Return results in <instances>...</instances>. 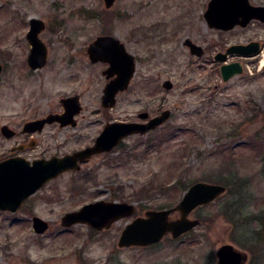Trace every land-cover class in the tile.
<instances>
[{
    "label": "rangeland",
    "instance_id": "374dc122",
    "mask_svg": "<svg viewBox=\"0 0 264 264\" xmlns=\"http://www.w3.org/2000/svg\"><path fill=\"white\" fill-rule=\"evenodd\" d=\"M209 1L116 0L106 9L102 0H0V55L13 53L10 67L15 72L5 73L8 81L0 83V122L31 100L44 115L62 111L61 97L74 92L83 94L89 110L100 107L107 79L103 65L90 62L87 48L104 32L112 30L136 57L130 86L117 97L116 106L105 115L84 112L81 127L67 141L63 134L56 140L45 136L46 156L92 143L105 120L172 113L157 129L128 136L111 152L76 173L49 181L34 194L27 204L49 221L44 234H36L30 216L15 220V215H0V264H216L217 247L224 243L244 251L245 264H264V257L249 247L258 224L235 227L221 212L231 200L226 195L197 208L190 217L207 222L179 239L167 236L150 247L118 246L122 230L134 217L151 208L173 207L182 199L187 189L175 186L178 178L181 187L188 188L197 181L212 182L205 178L213 174L228 176L235 170L248 181L250 205L241 209L242 216L264 211V68L258 55H229L226 62L241 61L248 67L225 82L223 62L215 60L229 45L262 41L264 26L253 21L229 31L211 28L204 17ZM33 17L46 24L40 37L48 61L38 73L24 77L20 67L30 51L25 33ZM186 38L202 45L205 55H192L184 45ZM167 80L173 83L170 90L163 87ZM164 130L170 131L169 139L142 155L143 143ZM98 200L134 203L137 212L100 232L87 224L61 225L66 213Z\"/></svg>",
    "mask_w": 264,
    "mask_h": 264
},
{
    "label": "water",
    "instance_id": "95a60500",
    "mask_svg": "<svg viewBox=\"0 0 264 264\" xmlns=\"http://www.w3.org/2000/svg\"><path fill=\"white\" fill-rule=\"evenodd\" d=\"M103 2L109 9L116 0H103ZM207 5L204 13L207 26L217 30L229 31L237 26L244 28L252 20L264 22V6L253 5L250 0H210ZM29 24L27 39L31 49L27 61L32 69L42 68L48 60V48L39 33L46 25L42 19L36 17L31 18ZM184 44L192 55L202 57L205 53V49L191 39H186ZM260 49V43L257 41L249 44H235L228 47L225 53L218 52L215 60L225 61L230 54L253 56L259 53ZM87 53L92 62L109 63L104 74L110 80L103 90L102 106L109 108L115 106L117 93L128 89L136 71L134 54H131L123 41L114 35H99L91 41ZM243 71L244 66L240 61L224 62L221 66V75L225 82L235 75L242 74ZM163 87L170 90L173 83L167 80L163 83ZM61 105L64 112L48 114L39 121L41 127L47 122L55 121L60 122L62 126L67 125L74 118L73 116L82 110L78 97L61 98ZM139 117L147 121L107 123L97 136L94 145L72 155L54 156V158L35 162L33 166L18 163L16 165L11 162L1 163L0 209L15 212L24 200L44 187L48 181L55 180L68 170L79 169L80 163L87 162L94 154L111 152L128 136L148 134L162 126L171 117V111L164 110L151 118L148 112H142ZM226 191L225 184L194 182L175 206L163 209L151 208L143 216L134 217L122 230L118 246L121 249L150 247L160 243L166 236H171L173 239L182 237L201 223L199 218H191V214L198 207L215 203L217 199L225 195ZM136 212L137 207L134 203L98 200L87 203L76 211L66 213L61 219V225L69 228L77 224H87L100 232L123 218H131ZM174 214H178V217L173 218ZM32 227L36 234H44L48 231L50 223L35 215L32 219ZM216 256V264H245L248 259L247 254L232 243H224L217 247Z\"/></svg>",
    "mask_w": 264,
    "mask_h": 264
},
{
    "label": "flooded vegetation",
    "instance_id": "af4514ba",
    "mask_svg": "<svg viewBox=\"0 0 264 264\" xmlns=\"http://www.w3.org/2000/svg\"><path fill=\"white\" fill-rule=\"evenodd\" d=\"M208 4H209V2H208ZM253 5L264 6V3L253 4ZM253 21H254V23H257V24L264 26V22H261L258 20H253ZM29 23H30V21H29ZM237 27H239V26H237ZM45 28H46V26H45ZM241 28H243V27H241ZM29 29H30V24H29ZM28 31H27V33H28ZM27 33H25L26 39H27ZM101 35H113V33L112 32L111 33H102ZM186 39H191V38H186ZM185 40H184V42H185ZM27 41H28V39H27ZM251 42H253V41H250L248 43H239V44H249ZM257 42L260 43V46L263 49L264 48V37H263L262 41H257ZM232 45H235V44H232ZM230 46L231 45H229L228 47H230ZM228 47L225 49V51H219V52L225 53L227 51ZM30 49H31V46H30ZM205 53H206V50H205ZM205 53H204V55H205ZM12 55H13V53H11V52L3 53L2 55H0V65H1L0 83L3 80L8 81V79L4 78L5 73L10 74L12 71L13 73H11V74H15V72L13 71V68L10 67L11 64L14 63V61L12 62V60H13ZM28 55H29V53H28ZM28 55L25 54V58L23 59L24 61L21 63V67H20V68H22L21 75L24 77L33 76L35 73H38L43 68V67L37 68V69L30 68L28 61H27ZM230 55H233V54H230ZM88 58H89V56H88ZM89 60H90V58H89ZM135 60H136V57H135ZM90 62L93 65H99V64L103 65V67L101 69V73L103 72V75L106 77V75L104 74V71L109 67V63L102 62V61L92 62L91 60H90ZM136 63H137V61H136ZM16 65L17 64H15V66ZM106 79H107V81L104 83V87H105L106 83H108V81L110 80L107 77H106ZM104 87H103V90H104ZM123 92L117 93L116 99L120 94H123ZM67 97H78L79 104L82 107V110L80 111V113L73 116L74 118L67 125L62 126V124L60 122L55 121V122H47L46 124H44L41 127L40 123H39V121L41 119L43 120L48 114H51V113H62V112H64V108L61 105L62 111H54V112L51 111L50 113L44 115L43 110L38 108L37 102L35 103L32 100H31L32 102L30 101L27 105L24 106V108H21V110L16 111L12 115L6 116L4 118V121L0 122V164L3 162L4 163L11 162V163L16 164V165L23 164L25 166H33L35 162H38L40 160L50 159L52 157L54 158V156L64 157L66 155H72L76 152L82 151V150L86 149L87 147L94 145L97 137H95V139L92 143L86 145L83 148L82 147L81 148H74L73 150H71V152L66 151L65 153H54V154H51L49 156H46L45 141L47 140V138H45V136L51 137L52 139L56 140L58 135L60 136L63 134V136L65 138L64 140L67 141L66 139L72 138V136H74V134H73L74 131L78 130L81 127V121L83 118H85L84 112L90 111L92 114H95V115H103V114L105 115L107 110H109L110 108H114L116 106V104H115V106L110 107V108L109 107H103L102 106V96H101L100 107H95V108L89 110V106H87L83 102V99H82L83 94L81 92H74L72 95H67L66 97H61V98L63 99V98H67ZM116 103H117V101H116ZM60 104H61V99H60ZM150 117H153V116H149V118ZM116 121L117 120H114V119L112 121H109V122L107 120H105L104 126L107 123H111V122L116 123ZM121 121H124V120H121ZM125 121H127V122L136 121V123H137V121H146V120L140 119V120H125ZM48 132H51V133L47 134ZM61 147H63V146H61ZM106 153L107 152L100 153V154H94L88 159L87 162L80 163L79 169L68 170V171L60 174L58 177H60L64 174H68V173H76L79 170H81L82 167L88 165L95 157H98V156L106 154ZM37 192H39V191H37ZM37 192H35L34 194H37ZM34 194L32 196H30L29 198H27L26 200H24L23 203L21 204V206L15 212L0 209V215H3V216L4 215H9V216L15 215L16 216L15 220H23L24 218L20 217V215H25L26 217L30 216L31 219H33V217H35V215L39 216L38 214H36V212H34L33 209H29L28 208L29 206L27 204L29 202V200L34 196Z\"/></svg>",
    "mask_w": 264,
    "mask_h": 264
},
{
    "label": "trees",
    "instance_id": "16d2710c",
    "mask_svg": "<svg viewBox=\"0 0 264 264\" xmlns=\"http://www.w3.org/2000/svg\"><path fill=\"white\" fill-rule=\"evenodd\" d=\"M105 13H107L105 11ZM108 16V14H106ZM104 16V15H103ZM110 26V25H109ZM112 30L108 31L107 33H111ZM105 33V32H104ZM170 131L169 130H164L163 133L155 138L149 139L147 141H145L143 143V145L145 146V151L143 153H141L142 155H146L148 154L153 148L155 149H159L163 143H165L169 137H170ZM130 153V152H129ZM128 155H130L131 157H136V154H132L130 153ZM139 156V155H138ZM230 174L227 176H225L224 174H220V175H216L214 176H208L205 179H208L209 181H212L213 183H220V184H225L227 186V192H226V196H230L231 200L232 198L236 197V200H232L233 203H231L232 201L230 200L225 206V208L223 209L222 214L226 215L227 218H229L230 222H232L235 227H238L240 225H243L244 222L246 223H256L258 224L256 226V228H254V232H252V239H251V245L249 246L250 249L252 250V252H257L261 257H264V211L258 214H253L250 215L249 213H246L247 215H245L244 217L242 216L243 213H241V209L246 208L248 205H250V198H248L247 193H246V187H248V181L239 176L237 173V171L235 170H230L229 171ZM181 178H178V180L175 182V186H179L180 185V189H187L185 186L182 185L181 187ZM232 187L234 189H232ZM224 195V196H225ZM236 214H240V217L243 219H240L237 217ZM202 224L206 223L207 220L203 219L201 220ZM92 231H94L92 229ZM239 244H241L242 246L244 245V243H241L240 241L238 242Z\"/></svg>",
    "mask_w": 264,
    "mask_h": 264
}]
</instances>
